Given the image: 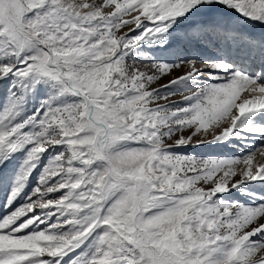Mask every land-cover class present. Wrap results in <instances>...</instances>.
I'll return each instance as SVG.
<instances>
[{
  "label": "snow or ice",
  "instance_id": "snow-or-ice-1",
  "mask_svg": "<svg viewBox=\"0 0 264 264\" xmlns=\"http://www.w3.org/2000/svg\"><path fill=\"white\" fill-rule=\"evenodd\" d=\"M0 264H264V0H0Z\"/></svg>",
  "mask_w": 264,
  "mask_h": 264
}]
</instances>
